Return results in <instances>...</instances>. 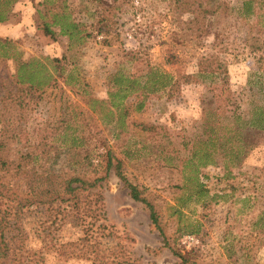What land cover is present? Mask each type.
<instances>
[{
	"label": "rangeland",
	"instance_id": "obj_1",
	"mask_svg": "<svg viewBox=\"0 0 264 264\" xmlns=\"http://www.w3.org/2000/svg\"><path fill=\"white\" fill-rule=\"evenodd\" d=\"M47 1L17 0L0 21V39L22 59L64 58V78L31 95L0 81V264H264V0L247 14L242 0H201L207 13L200 0ZM63 7L85 34L71 45L36 30L37 11ZM208 57L225 72L203 78ZM150 67L177 84L121 97L113 75L143 81ZM7 75L14 82V62L0 56ZM112 102H122V122ZM74 136L90 156L81 167L68 163ZM28 143L47 174L103 177L81 190L79 209L56 211L51 192H40L50 182L31 192L17 171ZM117 159L163 235L115 174ZM65 242L74 244L59 250Z\"/></svg>",
	"mask_w": 264,
	"mask_h": 264
},
{
	"label": "trees",
	"instance_id": "obj_2",
	"mask_svg": "<svg viewBox=\"0 0 264 264\" xmlns=\"http://www.w3.org/2000/svg\"><path fill=\"white\" fill-rule=\"evenodd\" d=\"M17 0H0V21L6 20L12 10V6L15 4ZM45 2H48L45 0ZM193 2H185V7L190 9V5ZM253 0H242V10L245 14L250 13L253 10L252 6ZM199 7H203L204 12L212 11V8H208L207 6L204 7L203 2L200 0L198 3ZM51 8V7H50ZM49 8V9H50ZM199 14L196 15L195 19H197ZM205 15H202L201 18L203 19ZM36 30L39 35L47 36L52 39H55L58 34L66 35L70 41V45L73 43V40H82L85 37L83 34L84 30L80 28L78 22H75L73 19L70 18L69 14L64 11V7L59 12H51V15L48 17L41 11H37L36 17ZM12 42L8 39H0V56L1 61H5L8 58H12L14 62V74L16 76L14 82L13 79H9L13 77L11 75L9 78L7 75L6 77L0 78V81H4L8 85H15L20 87V90L26 94L31 95L34 91H41L44 87L49 85H54L58 78H64V65H63V57H52L47 59L48 64L46 65L41 59L38 58H31V59H22L21 52H17L15 47L12 46ZM13 51V52H12ZM4 65V64H3ZM221 64L217 63L213 57L205 58L201 62L200 69L198 72L201 74L203 78L220 76L224 73V69H220ZM222 72V73H221ZM191 75H185L187 80ZM222 78V81L225 80V74ZM143 81L137 80V78H130L127 76H118L117 74L113 75V84L117 86V91H122L121 97H126L129 92H137L141 94L155 92L159 89L168 87L172 88L175 84H177V80L173 78V75L169 72L158 70V67H150L143 75ZM67 83L66 80H64ZM223 85V84H222ZM264 85V81H263ZM219 85L215 84V88ZM264 89V88H263ZM8 94L11 93V87L5 89ZM0 99L4 98L5 93L0 94ZM112 95H115L113 93ZM95 101V100H93ZM222 104V101L219 102ZM112 105L116 108L117 119L119 122H122L121 119L125 113L124 107L121 106L122 102H112ZM142 104L137 106V109H140ZM108 112L112 113L110 108H107ZM210 112V114H213ZM232 115H235V112L232 111ZM216 115V114H214ZM206 121V120H205ZM76 136L72 138V142L68 145L70 148L78 149L74 151L72 154L73 157L68 158V163L71 164H78L77 166L81 167V161L89 158L90 156L88 153H81L83 149H81V144L77 143ZM2 145L0 140V146ZM31 144L28 143L27 147L22 152L21 161L18 163L19 173L23 176L24 181L29 185L31 192H34L35 187L34 184L36 182L45 184L46 182H50V189L43 188L40 192L44 194L51 192L50 197L53 200H57V209L56 211H65L68 207H70L73 211L79 209L81 198L79 193L81 190L87 188V185L95 186L99 179L103 177L94 178L92 180H85L82 178L81 173H67L62 172L55 174L54 171L50 174H47V170L49 168L44 167L42 164H37V158L39 156L37 149L35 147H30ZM68 148V149H69ZM48 149L44 150V153L47 152ZM125 154H128V150H125ZM198 150H194L192 152L191 158L185 160L186 164L193 161L195 158H199L197 155ZM75 155L81 156V158L74 157ZM106 167H110L112 164V152L108 148L106 151ZM200 156V155H199ZM6 161L0 158V165H5ZM205 163V160L202 161ZM195 164V163H194ZM40 166V167H39ZM197 164L196 167L192 168V173L197 181V191L200 193L206 192L207 190L204 189V184L199 180L197 177ZM115 174L120 177V179L124 182V184L128 188V193L130 197L134 200L141 201L149 208V217L151 222L155 224V226L159 229L161 235H163L162 229L158 224V217L157 212L154 209L153 204H151L145 197L141 195V191L137 188L135 184L129 182L125 175L120 170V160H116V164L114 166ZM100 198V196L98 195ZM63 203H66L64 206ZM21 206V205H20ZM70 212V211H68ZM86 237V236H85ZM165 240V237L163 236ZM85 240V238H84ZM74 243L72 242H65L59 245V250H65V247L72 246ZM70 256L74 255L73 249H67ZM86 250V249H85ZM177 255L182 256L179 252H175ZM81 255V254H76Z\"/></svg>",
	"mask_w": 264,
	"mask_h": 264
}]
</instances>
